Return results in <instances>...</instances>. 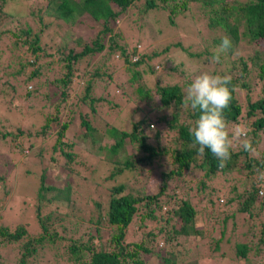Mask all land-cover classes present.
Listing matches in <instances>:
<instances>
[{"label":"trees","instance_id":"1","mask_svg":"<svg viewBox=\"0 0 264 264\" xmlns=\"http://www.w3.org/2000/svg\"><path fill=\"white\" fill-rule=\"evenodd\" d=\"M136 1L142 4L138 16L159 9L170 23L185 13L197 14L206 61L212 62L223 37L232 40L220 62H212V74L232 77V99L223 115L229 131L237 125L246 129L255 154L234 141L238 147L233 145L231 158L221 168L210 151L198 157L190 148L189 129L200 115L183 103L192 80H166L163 63L170 47L149 53L145 46L138 48L140 38L131 39L132 44L121 41L116 28V22L136 8ZM10 3L15 5L7 6ZM83 16L99 26L90 40L71 30ZM48 35L57 47L43 39ZM242 36L250 42L248 55L240 51ZM198 49L183 51L193 57L202 53ZM100 55L107 58L106 64L88 72ZM115 55L124 64L121 81L107 72L112 66L109 57ZM161 70L167 76L160 75ZM254 71L257 79L252 81L248 77ZM43 75L54 97L35 107V116L30 109L34 106L26 113L29 121L43 116L40 123L16 125L17 133H1L2 138L13 135L12 152L33 149L36 163L31 159L26 164L39 169L35 186L39 231L30 234L22 223L14 228L0 225V264H39V255L48 248L53 264H154L152 255L158 264H197L201 252L216 256L210 250H218L224 235L232 233L227 216L214 218L222 223L218 235L214 225L208 229L201 222L212 210H220L222 201L223 206L237 201V210L251 220L247 240L233 244L235 259L242 264L264 261L257 257L264 254V192L259 193L264 180L256 176L264 172V0H0V102L11 110L14 97L38 93V86L27 87ZM21 84L24 89L17 91ZM9 93L15 95L9 98ZM109 108L115 112L130 108V129L107 120ZM152 120L176 134L162 138L160 145L161 131L151 129ZM24 168L31 176L32 171ZM188 171L199 173L191 193L186 192L193 182L186 177ZM235 172L251 180L242 193L232 177ZM227 183L230 197L223 190ZM199 189L204 192L201 198L193 193ZM45 206L49 210L43 212ZM9 244L7 254L2 252Z\"/></svg>","mask_w":264,"mask_h":264},{"label":"rangeland","instance_id":"2","mask_svg":"<svg viewBox=\"0 0 264 264\" xmlns=\"http://www.w3.org/2000/svg\"><path fill=\"white\" fill-rule=\"evenodd\" d=\"M136 4L137 5L134 10H132L133 8H131L129 11H127L125 17L116 22V28L121 34V41H127L129 44H132L133 42H131V39L140 38L141 40L138 48L142 49V47L145 46V48L147 49L146 51L149 53L153 50H160L167 46L170 47L167 51L168 53L166 54L163 63L169 75L166 80L171 79L174 81H178L179 79H181L182 81L187 82L189 80H193L195 76L201 74L202 72L212 73V62L208 60L206 61L205 58L207 57V53L203 46L200 45V41L202 40L201 36L203 35L199 36L200 32L197 31V25L199 22H201L197 14L190 12L185 13L183 16H178L174 20V23H170L166 13H163L159 9L150 10L145 15L143 14L142 16H138L137 11L140 9L142 4L141 1H136ZM9 5L14 6L15 3H10L7 6ZM21 7H24V5H21ZM98 27V23L95 22L92 18L83 16L80 18V20H77V22L72 26L71 30L76 31V33L81 35L84 40H90L94 37ZM59 31L62 32L61 29H59ZM49 35L47 37L45 36L43 39L51 43L52 46L57 47L56 43H54V40L49 39ZM174 43H180L181 47L171 46ZM249 44L250 42L248 41L247 37L242 36L240 51H242L245 55H248L247 53L249 51ZM198 47L200 48V50H202V53L199 56L193 55L192 57L183 51V48H186L190 52H196L199 51ZM109 58L110 59L108 61V64L110 65L112 63V66L108 69L107 72H110V74L112 73V79L121 81L124 78V64H122L120 58H118L116 55L112 58ZM42 61V63L46 64L47 60ZM106 62L107 58L105 59L104 55L98 56L97 60L95 59L93 61L95 65L92 67V69H88V72H92L93 69H95L98 65H100L98 67H102L104 63L106 64ZM172 67H177L178 71L182 72V74H179L178 71L177 73L172 70ZM40 68L42 69V71L47 72L46 66L41 65ZM115 69L117 70L115 71ZM255 73V71L252 72L248 79H252V81L257 79L254 76ZM159 74L162 76H167L165 75L164 70H161ZM77 82H80V79L76 81V84ZM36 86H38V93L33 94L32 96H25L23 94L20 97H14V105H11V110L8 109L7 105L0 102V225H6L14 228L18 224L22 223L27 227L28 232L33 235H35L39 231L38 222L35 215L38 200L35 186L37 184V175H39V169H37L34 165L32 166L26 164L31 163L32 161L33 163H36V160L33 157V149L26 148L21 153L12 152L11 149L13 148L14 144L13 135L2 138L1 133H7L8 131L17 133L15 130L16 125L25 127L29 123L31 125L36 121L40 123L38 118H43V116H36L34 119L32 117L30 121L26 119L28 106H34L30 107V109L34 113L33 116H35L38 113L36 108L44 104L48 96L54 97V90L49 91V86H47L45 75L41 76L38 81L32 80L27 88L33 89ZM23 89V84H21L20 88H16L17 91ZM245 93L246 90L243 89L241 91V95L244 96ZM14 95L15 93H9V98ZM109 99L117 101V98L114 95H109ZM109 109L110 113L106 115L107 120L112 121L115 125H120L124 129H130L132 120L129 119L128 115V113L131 111L130 108L123 109V111L121 112H115L114 109ZM138 114L135 115V118L140 117V114ZM152 121L154 122H152L153 124L151 123V129L154 130L158 128L161 131V142L159 143L160 145H163L162 138L166 141L167 138H170L171 136H174L176 134V132L174 131H168L165 125H162L159 122H155V120ZM153 125H155L154 129L152 128ZM55 129L56 127H53V130ZM77 133H79V130H77ZM79 141L80 142L78 143L80 144L84 143L82 140ZM261 143V149L264 151V132H262ZM38 144L39 142H37V145ZM49 145H51V140H46L45 147L47 148L49 147ZM233 145L235 147L234 149L238 147L237 144L233 143ZM35 147L38 148L39 146ZM103 155H105V152H103L101 157ZM164 157L167 158L166 155ZM157 158H159V156ZM31 159L32 161H29ZM158 161L160 160L157 159L156 162ZM166 163H168V160L166 161ZM21 164H23V166ZM24 166L29 171H32L31 173H29L31 174V176L27 174V170L25 171ZM257 175L260 176V174H256V176ZM198 176V172L192 173L188 171L186 177L193 178V182H189L188 186L186 187V192L191 193V187L195 185V180ZM232 177L235 179L237 191H239L240 193L244 191L245 185H247L251 181L249 179H246L244 175L236 172L232 173ZM251 178L253 179V177ZM225 185L223 186V190L225 191L226 195L230 197V184L228 185L227 183ZM6 190L7 192L5 193ZM193 193H195V195H198V198H201L204 192L202 191V189H199L197 191H193ZM236 202L237 201H233L232 205L223 206L222 201L220 210H212V215L210 217H207V221H201L203 223V226H206V228L208 229H212L214 225L216 230V233L214 232V235H218V231L222 228V223L218 222V220H214V218L221 219L223 218V216H227V230L232 233H226V235H224L223 243L218 250H216L215 252L210 250L212 254L218 253L216 254V256L212 257L211 254L210 256H208L209 253L204 254L201 252L202 258L199 260V262H197V264H242L241 261L235 259L233 244L238 240H247L248 229L251 225V220L249 219V221H246L245 216L247 214H245L244 212H239L237 210L238 206ZM43 210V212H46L47 210H49V207L45 206ZM161 223L162 222H160L159 225ZM132 228L133 230H136V227ZM163 245V241L159 239L158 246L161 247ZM7 246L8 247L3 248L4 250L2 251L6 252V254L7 248L11 247L12 245L9 244ZM15 252L17 253L16 250ZM220 253H223L224 255L227 254V256L222 257ZM257 257L263 258L264 260V254L263 256L257 255ZM38 259H40L38 261L39 264H53V251L50 250V248L46 249L45 252H41ZM252 259H255V257H253ZM150 261L151 263L153 262L154 264H158L160 260L156 258L155 255H152L150 257ZM258 264H264V261Z\"/></svg>","mask_w":264,"mask_h":264},{"label":"clouds","instance_id":"3","mask_svg":"<svg viewBox=\"0 0 264 264\" xmlns=\"http://www.w3.org/2000/svg\"><path fill=\"white\" fill-rule=\"evenodd\" d=\"M232 47V40L225 36L221 43L213 50L212 62L219 63L222 54H227ZM230 75H216L202 72L194 77L187 86L183 98L185 106L193 110H199V118L189 129L192 137L190 148H194L198 157L204 156L206 150L219 161V167L223 168L231 158L233 143L238 142L244 151L250 155L256 153V148L248 137L243 126L237 125L229 131L224 118V110L229 107L232 99L229 85ZM155 128V125L152 126ZM260 179L264 180V172L260 173ZM264 185H261L262 194Z\"/></svg>","mask_w":264,"mask_h":264}]
</instances>
